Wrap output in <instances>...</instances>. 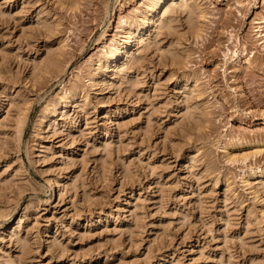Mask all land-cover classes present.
<instances>
[{
  "label": "rangeland",
  "instance_id": "374dc122",
  "mask_svg": "<svg viewBox=\"0 0 264 264\" xmlns=\"http://www.w3.org/2000/svg\"><path fill=\"white\" fill-rule=\"evenodd\" d=\"M174 1L0 0V264H264V0Z\"/></svg>",
  "mask_w": 264,
  "mask_h": 264
},
{
  "label": "bare ground",
  "instance_id": "6f19581e",
  "mask_svg": "<svg viewBox=\"0 0 264 264\" xmlns=\"http://www.w3.org/2000/svg\"><path fill=\"white\" fill-rule=\"evenodd\" d=\"M173 1L174 0H148L147 5H146L147 14H146L145 18L142 19L143 22H138V21L128 22V20H124L125 25L122 26L123 27V29H122L123 30L122 31L123 39L121 38L122 40L118 41V38L116 37L117 34H115L111 38V41L107 45L106 50L102 51L100 53L99 57H98V62H99L98 67L99 68H104V69L105 68L109 69L112 66V63H114V61L117 59V57H119L121 55H124V56L127 55L128 56L129 53H131L129 51L130 46H132V45H134L136 43H139L140 40H142L141 37H143V34L147 31V28L150 29L153 26H155L159 21L162 22V20L164 19L165 15H167V12L170 10L169 8H171V6L175 5L174 3L172 4ZM181 2H183V1H181ZM193 2H192V4H193ZM184 3H186V6L189 8V9L187 8V10L189 11L188 15L191 18V21L194 20L195 17L193 18V16L195 15L194 13L196 12L195 8H198L197 3L194 4V5H196L195 8L192 7L191 4H189L188 2L184 1ZM181 5H183V4H181ZM175 8H176V6L173 7L172 9H175ZM184 8L186 10V7H184ZM39 12L40 13H44V14L48 13L47 9L44 8V7H41ZM198 13H199V11H197V14ZM190 18H188V19H190ZM164 22H167V20L164 21ZM164 24L165 23H163L162 25H164ZM160 27H161V23H160ZM50 53H52V52H50ZM57 60L58 59H56L52 55H49L47 57V59H43V62H42L43 64L42 65L45 68L49 66L52 69H55V70L58 69L59 70L60 69V68H58L59 67V65H58L59 61L57 62ZM246 61L249 62L248 59ZM100 81H102V80H100ZM186 81H188V79ZM100 83L102 84V82H99V84ZM193 83L194 84H192L193 88H192L191 91L194 92V93L196 92V95H197L198 94L197 82L194 81ZM75 88H76L75 86H71V87H68V88H63V89H66L67 98H69V99H74L75 98V96H76ZM60 103L61 102H59L57 100L56 101L55 100L51 101L50 105L48 107V109H50V110L48 112L55 113L57 111V108L60 107L59 106ZM45 117H47V118H45L46 119L45 120V123H46L45 125L47 126L50 122H52L54 117L50 116L49 114L47 116H45ZM15 123H16V126H15V131L16 132H14V133L17 134L16 135L17 136L16 139L20 140L22 135H23L22 133L24 131V127L25 126H23V122H22V119L20 118V116L16 119ZM49 181H50V179H49ZM247 182H248V180H247ZM52 185H53V183H52ZM54 185H55V183H54Z\"/></svg>",
  "mask_w": 264,
  "mask_h": 264
}]
</instances>
